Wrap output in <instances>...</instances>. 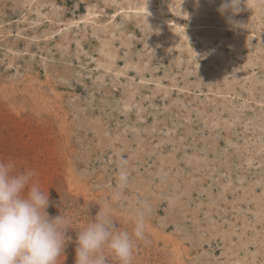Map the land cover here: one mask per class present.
I'll return each instance as SVG.
<instances>
[{
  "label": "rangeland",
  "instance_id": "1",
  "mask_svg": "<svg viewBox=\"0 0 264 264\" xmlns=\"http://www.w3.org/2000/svg\"><path fill=\"white\" fill-rule=\"evenodd\" d=\"M150 1L0 0V160L68 218L58 264L106 202L150 205L133 264H264V11Z\"/></svg>",
  "mask_w": 264,
  "mask_h": 264
},
{
  "label": "clouds",
  "instance_id": "2",
  "mask_svg": "<svg viewBox=\"0 0 264 264\" xmlns=\"http://www.w3.org/2000/svg\"><path fill=\"white\" fill-rule=\"evenodd\" d=\"M252 3L264 11V0ZM246 4L248 7L249 0ZM240 5L241 0H222L217 10L235 15L241 11ZM228 23L240 26L231 18ZM129 183V172L121 168L111 203L123 199ZM49 206V193L39 187L34 169L0 160V264H58L69 242V220L61 214L51 216ZM150 213V205L142 202L130 234L117 226L109 202L100 206L87 227L78 231L75 264H106V252L119 264H133L136 242L145 236Z\"/></svg>",
  "mask_w": 264,
  "mask_h": 264
},
{
  "label": "bare ground",
  "instance_id": "3",
  "mask_svg": "<svg viewBox=\"0 0 264 264\" xmlns=\"http://www.w3.org/2000/svg\"><path fill=\"white\" fill-rule=\"evenodd\" d=\"M140 1H141V0H140ZM143 1H144V0H143ZM146 1H147V5H148V3L150 4V2H151L150 0H146ZM149 1H150V2H149ZM136 2H138V1H136ZM152 2H153V1H152ZM144 4H146V3H144ZM144 4H143V5H144ZM134 5H135V4H134ZM136 5H139V4H136ZM148 6H149V5H148ZM137 7H138V6H137ZM139 7H140V6H139ZM139 7H138V9H139ZM146 7H147V6H146ZM146 7H145V8H146ZM135 8H136V6H135ZM141 8H142V7H141ZM141 8H140V9H141ZM145 8H144V9H145ZM131 9H132V8H131ZM133 9H134V8H133ZM133 9H132V10H133ZM136 9H137V8H136ZM138 9H137V11H138ZM147 9H149V8L147 7ZM151 9H153V7H151L149 10L151 11ZM132 10H131V11H132ZM160 10H161V9H160ZM133 11H134V10H133ZM139 11H140V10H139ZM144 12H145V10H144ZM89 13H90V11H89ZM153 13H155V12H153ZM158 13H159V12H158ZM90 14H93V13H90ZM147 14H150V13L147 11ZM156 14H157V13H156ZM158 15H159V14H158ZM155 16L157 17V15H155ZM160 16H161V15H160ZM160 16H159V17H160ZM89 17H90V16H89Z\"/></svg>",
  "mask_w": 264,
  "mask_h": 264
}]
</instances>
